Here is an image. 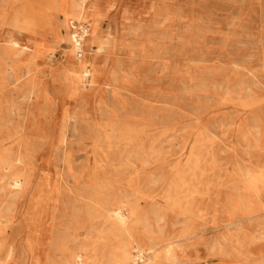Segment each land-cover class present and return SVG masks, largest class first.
I'll return each instance as SVG.
<instances>
[{
    "label": "rangeland",
    "instance_id": "rangeland-1",
    "mask_svg": "<svg viewBox=\"0 0 264 264\" xmlns=\"http://www.w3.org/2000/svg\"><path fill=\"white\" fill-rule=\"evenodd\" d=\"M0 209V264H264V0H0Z\"/></svg>",
    "mask_w": 264,
    "mask_h": 264
},
{
    "label": "bare ground",
    "instance_id": "bare-ground-1",
    "mask_svg": "<svg viewBox=\"0 0 264 264\" xmlns=\"http://www.w3.org/2000/svg\"><path fill=\"white\" fill-rule=\"evenodd\" d=\"M77 5L80 7V10H83V11H85V7H84V5H83V2L82 3H80V2H77ZM67 38H68V36H67ZM83 38V35H80L77 31H74V33L70 36V40H71V42H72V44L74 45V48L75 49H79L78 51H80L79 52V59L80 58H82L84 55H83V50L79 47V45H81V43H80V41H79V39H82ZM14 43H16V42H14ZM105 43V42H104ZM103 43V44H104ZM107 43V42H106ZM105 43V44H106ZM17 44V43H16ZM101 45V44H100ZM99 46V45H98ZM100 48V47H99ZM82 72H83V77L84 78H86L88 75H89V71H88V69H87V67H86V65L82 68ZM214 136V135H213ZM19 148V147H18ZM17 158V157H16ZM21 180V179H20ZM20 180L17 178V177H14L13 178V180H12V183H13V186H17L18 185V183L20 182ZM155 184V183H154ZM11 186V185H10ZM20 186V185H19ZM18 186V187H19ZM1 210V209H0ZM3 211H5V210H3ZM12 211V210H11ZM11 214V213H10ZM122 213H117V216H119L120 217V219L122 218V215H121ZM2 215V214H1ZM5 215V214H4ZM122 220V219H121ZM124 220V219H123ZM53 225V224H52ZM51 236V235H50ZM218 250V249H217ZM141 251V250H140ZM219 251V250H218ZM224 251V250H223ZM222 251V252H223ZM220 252H221V250H220ZM226 252V251H225ZM229 253V252H228ZM229 255V254H228ZM74 260H75V257H74ZM76 260H77V258H76ZM137 260V259H136ZM80 261V260H79ZM79 263V262H78ZM2 264H4V263H2ZM134 264V263H133Z\"/></svg>",
    "mask_w": 264,
    "mask_h": 264
}]
</instances>
